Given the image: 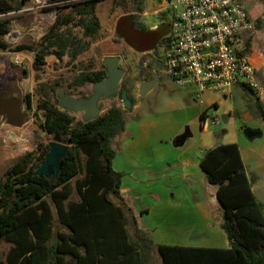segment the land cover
Masks as SVG:
<instances>
[{"label":"trees","instance_id":"16d2710c","mask_svg":"<svg viewBox=\"0 0 264 264\" xmlns=\"http://www.w3.org/2000/svg\"><path fill=\"white\" fill-rule=\"evenodd\" d=\"M106 1L82 0L38 12L52 26L37 44L19 46L17 51L32 54L37 73L46 66L48 56L60 62L67 58V65L78 63L80 69L68 83L69 90L102 81L106 77L103 59L97 69L78 59L98 41L101 24L97 7ZM111 1L113 9L122 12L115 36L129 48L142 53L165 44L168 31L163 30V24L151 32L138 19L145 0ZM20 7L18 0H0V15ZM263 28L264 22L257 19L255 31ZM8 33L9 21L0 20V49L8 48L4 41ZM251 42L252 38L246 41L245 54L251 53ZM260 47L264 51V34ZM36 80L33 94L24 96L23 102L30 108L31 97L37 99V112L41 113L38 128L47 136L59 135L66 140L69 152L54 183L35 175L48 153V144L20 157L0 178V242L10 245L6 264H264V207L252 192L236 144L205 151L199 164L207 185L216 187L219 226L228 247L156 245L140 221L147 210L134 211L131 199L122 196L123 174L112 168L116 156L112 142L127 134L123 103L113 100L99 117L83 123L59 108L60 81L41 83L37 75ZM240 87L255 95L248 86ZM256 107L264 121L258 100ZM72 180L77 201H70ZM49 202L55 207L56 228Z\"/></svg>","mask_w":264,"mask_h":264},{"label":"rangeland","instance_id":"374dc122","mask_svg":"<svg viewBox=\"0 0 264 264\" xmlns=\"http://www.w3.org/2000/svg\"><path fill=\"white\" fill-rule=\"evenodd\" d=\"M21 2V0H18ZM166 0L146 1V11L152 13L157 11L156 20H162L164 29L169 30V15L166 9ZM248 12L257 20L264 22V0H241ZM111 6V7H110ZM110 7V8H109ZM24 9L21 2V7ZM111 10V11H110ZM17 11V10H16ZM121 11L113 9L112 1H106L99 8L101 19V31L98 41L90 50L79 57V61L84 66L97 69L104 57H118L119 67L123 69L124 75L120 82V87L127 91L128 99L131 101L129 109H125L127 121L138 119L147 115H162L181 124L183 134L192 133L190 142L199 143V148L206 149L210 146L234 143L238 146L244 162V170L249 175L251 185L259 201L264 203V121L259 118L255 95L243 90L233 91L226 97L209 93L202 102L220 105L219 112L207 111L208 131L202 132V125L198 127V117L191 111L192 106H199L201 100L194 103L193 94L197 89L193 86H179L174 83L169 76L162 73L164 65L163 46L151 52H136L115 36L114 19L121 15ZM151 16V15H149ZM9 21V33L4 41L7 49H0V99H7L9 96L16 97L22 102V110L26 113L25 122L22 127L15 128L7 125L6 114L0 116V178L4 176L7 169L12 167L20 157L28 152L35 151L39 146H44L52 141L53 136H47L38 128L37 118L41 119V113L37 112L36 98L31 97V107L23 102V97L33 94V89L38 82L60 81L62 87L71 91L76 98L88 97L91 94L90 86L74 88L69 90L68 83L78 73L79 64L67 65V58L63 62L58 61L54 56L46 58V66L36 72L33 69V56L29 51H17L19 46L35 45L47 33L52 26L45 18L39 17L31 12L10 14L0 20ZM139 21L145 28H150L153 24L151 18L144 20L139 15ZM146 22V23H145ZM257 33V30L255 31ZM252 36H256V33ZM153 76L159 78L157 85L152 88L144 97L138 94V88L143 81H150ZM115 100L122 102L119 98ZM112 101H101L99 108L102 113L111 105ZM123 103V102H122ZM227 110L231 114L227 117ZM77 121L81 120V114H74ZM212 115H217L213 116ZM218 121V124L213 125ZM204 122V120H203ZM177 124V122H176ZM12 130L18 135H22L18 143L7 141V131ZM257 131L260 136L249 140L245 137V130ZM121 138H116L112 145L118 147ZM70 186L74 188V180ZM181 188H183L181 186ZM203 193L207 199L211 200V205L216 206L214 193L216 187H209ZM78 196L73 189L70 200L76 201ZM53 210V224L58 225L55 209ZM219 211V210H218ZM217 211V213H218ZM215 212V215L217 214ZM219 218V217H216ZM10 245L0 242V264H6L5 255Z\"/></svg>","mask_w":264,"mask_h":264},{"label":"crops","instance_id":"0c3cea01","mask_svg":"<svg viewBox=\"0 0 264 264\" xmlns=\"http://www.w3.org/2000/svg\"><path fill=\"white\" fill-rule=\"evenodd\" d=\"M146 1L149 2V0H145V5ZM101 4L97 7V15ZM165 4L167 9V3ZM156 15L157 11L150 14L146 8L141 14L146 22L149 18L153 21L152 26L147 29L151 32H155L163 24L162 20H156ZM251 17L256 21L252 15ZM98 18L101 24L100 15ZM118 18L114 19V27L117 25ZM163 30L166 31L164 28ZM262 34H264V28L258 30L256 36L249 37L252 38L249 57L255 67L257 81L264 86V51L260 47ZM239 89L235 87L230 93L240 91ZM209 93L211 92L204 93L201 98H196L193 94L194 103L201 100L199 106L191 107L194 116L198 117V127L203 125V121H200L203 113H205V120L208 117H206L207 111L217 114L220 110V105L216 102L210 104L202 102ZM260 105L263 107L261 103ZM225 113L227 117L231 114L229 110ZM181 127L178 121L157 114L139 117L127 123V134L117 137L121 138V141L118 147H113L116 156L112 168L115 172L123 174L122 196L131 199L130 203L135 212L147 210L140 221L144 231L151 234L156 245L225 249L228 247V241L219 226L220 207L216 200L217 207H212L210 203L212 201L203 193V186L205 191L211 186L207 185L206 177L199 167L204 152L218 145L201 149L199 143L190 142L192 133L183 134ZM201 131L206 133L208 130ZM252 192L255 195L253 186ZM259 202L264 207L263 201ZM49 204L52 210L54 205L50 202Z\"/></svg>","mask_w":264,"mask_h":264},{"label":"built area","instance_id":"2783aa9c","mask_svg":"<svg viewBox=\"0 0 264 264\" xmlns=\"http://www.w3.org/2000/svg\"><path fill=\"white\" fill-rule=\"evenodd\" d=\"M82 0H21L24 9L0 15L38 12ZM169 32L163 45L162 73L179 86H193L196 98L204 93L226 97L241 85L254 92L264 109V86L248 54L246 41L255 20L240 0H166ZM218 124V121L212 123ZM208 117L202 129L208 130ZM6 139L18 143L22 135L8 130Z\"/></svg>","mask_w":264,"mask_h":264},{"label":"water","instance_id":"95a60500","mask_svg":"<svg viewBox=\"0 0 264 264\" xmlns=\"http://www.w3.org/2000/svg\"><path fill=\"white\" fill-rule=\"evenodd\" d=\"M106 68V77L102 81L90 86L91 94L88 97L76 98L60 88L57 91L59 108L72 114H81L83 123L91 122L102 114L99 108L101 101H113L119 98L125 109H129L131 101L128 99L127 91L120 87L124 71L119 67L118 57H106L103 59ZM158 83V78L153 76L150 81L143 82L139 87V96L144 97ZM6 114L7 125L15 128L23 126L26 113L22 110V102L13 99H0V116ZM247 139L252 140L260 136L257 131L249 129L244 131ZM49 150L42 163L37 167L35 175L45 177L51 183L57 181L62 160L69 152L66 140L55 135L48 144Z\"/></svg>","mask_w":264,"mask_h":264},{"label":"flooded vegetation","instance_id":"af4514ba","mask_svg":"<svg viewBox=\"0 0 264 264\" xmlns=\"http://www.w3.org/2000/svg\"><path fill=\"white\" fill-rule=\"evenodd\" d=\"M7 99H13V100H18L16 97H14V96H9V97H7Z\"/></svg>","mask_w":264,"mask_h":264}]
</instances>
